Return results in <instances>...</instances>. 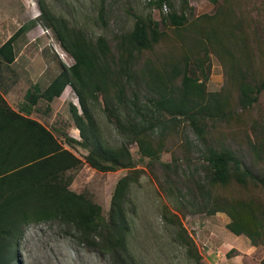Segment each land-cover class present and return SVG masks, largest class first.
Listing matches in <instances>:
<instances>
[{
    "label": "trees",
    "instance_id": "1",
    "mask_svg": "<svg viewBox=\"0 0 264 264\" xmlns=\"http://www.w3.org/2000/svg\"><path fill=\"white\" fill-rule=\"evenodd\" d=\"M37 2L38 21L55 34L74 64L63 65L46 89L35 86L27 92L26 114L14 110L0 94V264H20L19 243L26 228L48 222L74 230L80 242L108 257L111 264H137L128 248L127 202L143 170L137 168L127 145L115 148L102 141L94 116L101 100L117 129L138 143L143 160L158 161L167 137L177 134L183 122L189 123L203 145L206 164L203 182L196 183L202 198L196 212L227 214L231 233L246 236L253 247H264V113L243 127L247 151L213 135L219 123L231 127L233 121H244L264 94V8L260 19L253 15V0H211L217 6L215 13L192 22L193 9L184 0L179 11L162 19L182 47L178 41L179 47L173 46L176 40L171 39L166 57L155 63L150 59L141 62L143 55L153 53L170 37L151 16L137 19L132 31L120 35L113 52L105 38L88 39L66 17L55 14L46 0ZM164 3L172 6L170 0L155 4L162 8ZM27 29L20 28L0 47V69L15 62V42ZM229 41L236 53L227 48ZM210 52L217 55L227 75L218 93L207 90ZM67 87L74 90L81 106L82 113L70 107L81 141L59 133L61 140L30 117L41 101L51 105ZM68 147H81L88 154L81 159ZM84 165L101 173L130 171L117 181L107 216L101 205L71 189L74 173ZM232 187L245 190L247 196L227 198ZM163 215L176 227L177 239L188 256L202 264L180 212L166 209ZM233 254L236 251L229 256Z\"/></svg>",
    "mask_w": 264,
    "mask_h": 264
},
{
    "label": "rangeland",
    "instance_id": "2",
    "mask_svg": "<svg viewBox=\"0 0 264 264\" xmlns=\"http://www.w3.org/2000/svg\"><path fill=\"white\" fill-rule=\"evenodd\" d=\"M157 1L46 0L55 14L66 17L72 26L83 30L88 39L96 41L99 37L105 38L113 52L118 48L117 39L120 35L132 31L137 19L151 16L160 23L161 30L166 31L170 39L157 45L153 53L144 54L141 62L150 59L159 63L166 57L165 52L169 51L171 39L176 40L173 44L175 47H179L178 42L182 47V43L177 35L162 23V19L167 15L155 4ZM183 1L170 0V13L179 11ZM263 1L253 0L251 4L255 9L253 15L260 19L263 15ZM189 6L193 9L190 16L192 22L202 15H213L217 8L211 0H189ZM39 16L37 0H0V47L20 28L28 27L27 32L15 42V62L10 67L2 66L0 69V94L14 110L23 114H26L23 112L25 96L30 89L35 86H39L41 90L46 89L60 74L63 65L70 67L74 64L73 58L62 49L55 34L40 24ZM227 48L232 53L237 51L231 41L228 42ZM179 53L178 50L177 54ZM209 58L211 70L207 90L210 93H218L226 85V70L214 52H210ZM226 89L229 87L226 86ZM72 105L82 113L78 96L71 87H67L62 97L51 105L41 101L33 108L30 117L40 121L61 140L59 133L81 141L70 112ZM263 113L264 94L256 109L251 114L244 115V121H233L231 127L219 123L213 130V135L236 149L247 151L243 127L250 124L252 119L263 118ZM260 115L262 116L259 117ZM94 116L102 141L115 148L127 145L137 168L143 170L139 182L132 186L127 202L131 227L128 248L137 264H196L178 241L176 227L164 217L166 209L170 213L180 212L182 222L203 258L202 264H216L221 257L223 260L218 264H223L227 258L235 257L238 258L237 264H261L264 259V247H253L251 241L243 236L249 246L245 247V244L241 243V252L232 248L231 251H236V254L229 256L231 251L225 250L223 242L215 240L205 228L206 223L209 224L210 216L196 212V206L202 205L196 183L203 182L206 164L202 158L203 145L189 123L183 122L177 134L172 133L167 137L160 159L151 162L149 159L143 160L138 143L123 135L108 118L102 100L95 105ZM158 136L159 130L155 133L156 142ZM68 148L81 159L88 154V151L81 147ZM167 164L171 166L170 169L165 168L164 165ZM129 173V170L101 173L84 165L74 173L75 180L71 189L76 193L86 194L93 202L101 205L104 215L107 216L117 181ZM230 189L225 194L227 198L247 196L245 190L237 187ZM252 191L259 192L255 189H251ZM222 193L224 195V191ZM259 195L262 196L261 193ZM224 215L231 222L230 217ZM219 237L222 240L224 236L221 234ZM78 239L74 230L59 222L30 225L19 243V263L111 264L108 257L100 256ZM249 248L252 249L250 253L247 252ZM218 254H221V257H217Z\"/></svg>",
    "mask_w": 264,
    "mask_h": 264
},
{
    "label": "crops",
    "instance_id": "3",
    "mask_svg": "<svg viewBox=\"0 0 264 264\" xmlns=\"http://www.w3.org/2000/svg\"><path fill=\"white\" fill-rule=\"evenodd\" d=\"M209 220V224L207 225L206 223L205 228L210 231V234L213 236V238H215V240L223 242L225 250L231 251L233 248L238 252H241L239 251L242 247L241 243L245 244V247L249 246V243L245 239L243 240V236H236L227 229V225L230 223V220L224 214L219 213L217 215L210 216ZM221 234L224 236L222 237V240L224 241H222L219 237ZM251 251L252 249L249 248L247 252L250 253ZM217 257H221V254H218ZM222 258L223 257H221L220 260L216 261L215 263L218 264L220 263V261L222 262ZM232 262H235V264H237L238 258H227L223 264H232Z\"/></svg>",
    "mask_w": 264,
    "mask_h": 264
},
{
    "label": "built area",
    "instance_id": "4",
    "mask_svg": "<svg viewBox=\"0 0 264 264\" xmlns=\"http://www.w3.org/2000/svg\"><path fill=\"white\" fill-rule=\"evenodd\" d=\"M161 9L166 13V15L170 13V6L167 3H164Z\"/></svg>",
    "mask_w": 264,
    "mask_h": 264
}]
</instances>
